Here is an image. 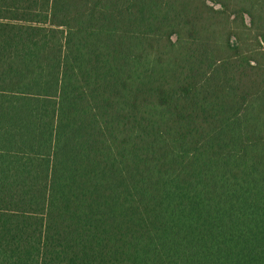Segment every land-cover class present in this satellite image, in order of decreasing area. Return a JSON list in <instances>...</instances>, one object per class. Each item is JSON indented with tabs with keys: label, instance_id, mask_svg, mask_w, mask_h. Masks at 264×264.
<instances>
[{
	"label": "trees",
	"instance_id": "obj_1",
	"mask_svg": "<svg viewBox=\"0 0 264 264\" xmlns=\"http://www.w3.org/2000/svg\"><path fill=\"white\" fill-rule=\"evenodd\" d=\"M0 264H264V0H0Z\"/></svg>",
	"mask_w": 264,
	"mask_h": 264
}]
</instances>
